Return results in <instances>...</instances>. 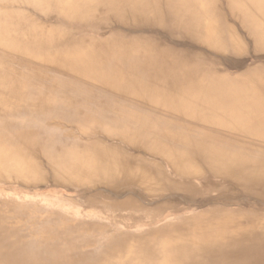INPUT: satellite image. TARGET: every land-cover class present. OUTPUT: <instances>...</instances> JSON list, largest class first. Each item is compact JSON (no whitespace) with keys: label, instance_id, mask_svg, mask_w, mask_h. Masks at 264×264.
Here are the masks:
<instances>
[{"label":"bare ground","instance_id":"obj_1","mask_svg":"<svg viewBox=\"0 0 264 264\" xmlns=\"http://www.w3.org/2000/svg\"><path fill=\"white\" fill-rule=\"evenodd\" d=\"M218 2L0 0V183L78 195L1 196L0 264H264V0Z\"/></svg>","mask_w":264,"mask_h":264},{"label":"rangeland","instance_id":"obj_2","mask_svg":"<svg viewBox=\"0 0 264 264\" xmlns=\"http://www.w3.org/2000/svg\"><path fill=\"white\" fill-rule=\"evenodd\" d=\"M214 1H219L218 3L220 4V6H222L223 4H225L226 0H214ZM216 4V3H215ZM27 13H29V17H32L33 19L39 21L40 19H36L37 17V13L32 11L31 9H27ZM17 14H19L17 12ZM21 19L27 18L24 16L20 17ZM28 19V18H27ZM83 33V32H81ZM165 37L169 38L168 35H166L165 32H162ZM87 34H92V33H88ZM176 42V44L174 46L178 47V48H193L196 47L198 49H202L200 47H198L197 45H190L189 43H187L186 40H184L182 38V36L178 37L177 40H174ZM3 52L0 51V67L4 64H8L10 67H13V69L19 70V71H26V67L24 65V62H20L19 60H15L11 55L5 53L4 55H7L8 57L4 56L2 54ZM244 56V55H243ZM224 62H228L226 59L224 60ZM13 184V185H11ZM34 188V187H33ZM33 188H24L21 186H17L15 185L13 182H3L0 183V197L1 196H10V195H30V196H41V195H51V196H65L68 199H74V197H77V193L75 192H71V191H67L66 189H57L54 187H41V188H37V189H33ZM70 192V193H69ZM79 197H82V199H76L75 198V203H68L70 204V206L72 207L73 210H76L80 213H85L88 211L91 212H96V214L99 217H102L105 220H108L111 224L112 223H120L122 224L121 227L125 226V227H130V229L134 230V231H138V230H142L144 228H146V226H148L149 224H153L155 223L154 220H151L150 218H144L145 216V212H133V211H121V210H107L105 209L101 203H98L97 201L95 203H89L86 199H84L82 195H79ZM98 200H100L98 198ZM154 214V213H152ZM165 215H162L160 218H163ZM143 217V218H142Z\"/></svg>","mask_w":264,"mask_h":264}]
</instances>
